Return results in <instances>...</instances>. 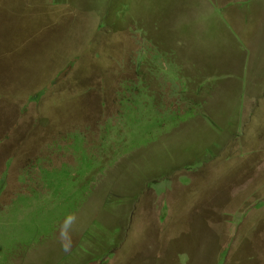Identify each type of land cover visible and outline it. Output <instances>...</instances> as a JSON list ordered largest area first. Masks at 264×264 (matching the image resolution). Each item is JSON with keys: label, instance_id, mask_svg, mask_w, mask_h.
Here are the masks:
<instances>
[{"label": "rangeland", "instance_id": "1", "mask_svg": "<svg viewBox=\"0 0 264 264\" xmlns=\"http://www.w3.org/2000/svg\"><path fill=\"white\" fill-rule=\"evenodd\" d=\"M170 1L0 0V264H264V87L194 100L150 51Z\"/></svg>", "mask_w": 264, "mask_h": 264}, {"label": "crops", "instance_id": "2", "mask_svg": "<svg viewBox=\"0 0 264 264\" xmlns=\"http://www.w3.org/2000/svg\"><path fill=\"white\" fill-rule=\"evenodd\" d=\"M233 2L234 0H197V2L171 0L166 8L162 10L157 8L154 12L151 10V17L147 15V36L152 49L150 51L168 53L166 59L182 69V74L186 75L185 81L190 89L188 91L197 93L194 100L198 102L204 98L207 103H214L213 100L218 95L227 99L238 96L243 101H247L249 97L253 104L257 99H264V93H260L258 98H253L249 94L248 97L243 96L244 90L261 91L264 87V77L258 78V75H263L264 71V26L259 21L249 20L252 15L249 1H237L240 2L238 4ZM222 11L228 18L232 30L228 29L229 35L219 41L213 35L210 20L216 18L217 13H222ZM244 12L249 17L244 15ZM210 13L216 15L213 17ZM234 13H239V22L235 21ZM153 26H156L155 28L162 26V29L155 35L151 34L150 38L149 27L154 29ZM255 35L259 38L258 40L254 39ZM219 51L236 54L232 65L237 78L232 75L233 78H227L225 83L217 78L216 70H211L206 64L210 54ZM174 56L177 60L173 58ZM184 60H187L191 67L185 65ZM202 60L205 61L206 66L202 65ZM228 67L230 66L226 65V69ZM232 70L233 68L230 71ZM239 77L242 79L239 80ZM243 78L246 79L247 88L243 86ZM202 105V107L212 106L203 101ZM250 105L252 104H247V106Z\"/></svg>", "mask_w": 264, "mask_h": 264}, {"label": "clouds", "instance_id": "3", "mask_svg": "<svg viewBox=\"0 0 264 264\" xmlns=\"http://www.w3.org/2000/svg\"><path fill=\"white\" fill-rule=\"evenodd\" d=\"M71 226V218L65 221L60 227L61 234L64 235L68 232L69 228Z\"/></svg>", "mask_w": 264, "mask_h": 264}]
</instances>
